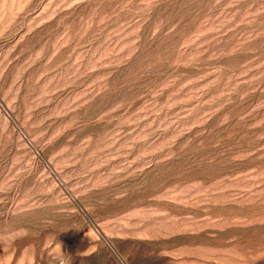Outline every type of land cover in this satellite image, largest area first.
<instances>
[{"label": "rangeland", "instance_id": "374dc122", "mask_svg": "<svg viewBox=\"0 0 264 264\" xmlns=\"http://www.w3.org/2000/svg\"><path fill=\"white\" fill-rule=\"evenodd\" d=\"M0 264H264V0H0Z\"/></svg>", "mask_w": 264, "mask_h": 264}]
</instances>
